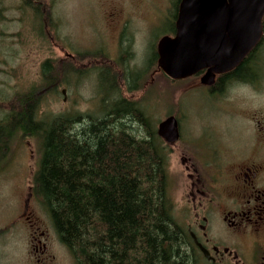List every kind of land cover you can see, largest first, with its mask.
I'll use <instances>...</instances> for the list:
<instances>
[{
    "label": "rangeland",
    "instance_id": "rangeland-1",
    "mask_svg": "<svg viewBox=\"0 0 264 264\" xmlns=\"http://www.w3.org/2000/svg\"><path fill=\"white\" fill-rule=\"evenodd\" d=\"M175 4L176 0H41L40 19H35L20 8L18 0H0V102L38 86L41 66L51 60L56 68L69 63L71 72H67L63 87L46 97L40 115L45 119L72 114L98 116L99 73L103 68L112 69L117 73L119 96L137 103L152 130L156 132L168 117L180 119L182 138L166 145L171 151L167 164L175 213L191 224V172L180 165L181 154L190 157L188 144H192V153L197 154L198 149L200 163L194 178L197 174L204 195H210L208 199L214 203L217 184L209 169L213 154L226 162L234 153L246 152L252 146L246 121L254 117L264 122V42L259 51L263 67L258 92L236 86L220 101L203 98L194 84H172L150 64L158 41L171 30ZM130 73L138 78L136 84H130L131 90L126 86ZM108 84H104L105 91ZM4 117L0 111V121ZM132 128L142 135L137 126ZM15 138L7 150L0 148V264H33L35 260L40 264H74L58 242L48 215L29 192L38 160L37 144L18 134ZM226 189L225 185L220 187L222 193ZM209 230L217 240L226 236L215 217Z\"/></svg>",
    "mask_w": 264,
    "mask_h": 264
},
{
    "label": "trees",
    "instance_id": "trees-1",
    "mask_svg": "<svg viewBox=\"0 0 264 264\" xmlns=\"http://www.w3.org/2000/svg\"><path fill=\"white\" fill-rule=\"evenodd\" d=\"M18 1L40 19L41 0ZM156 59L153 51L150 64ZM55 63L42 64L38 86L0 102L5 113L0 148L7 150L17 134L35 140L38 160L29 192L48 215L58 242L74 264L199 263L184 219L175 213L166 149L137 103L119 96L117 73L110 68L99 73L98 116L45 119L40 112L46 97L55 95L71 72L69 63L58 68ZM133 75L126 77L130 90L138 79Z\"/></svg>",
    "mask_w": 264,
    "mask_h": 264
},
{
    "label": "flooded vegetation",
    "instance_id": "flooded-vegetation-1",
    "mask_svg": "<svg viewBox=\"0 0 264 264\" xmlns=\"http://www.w3.org/2000/svg\"><path fill=\"white\" fill-rule=\"evenodd\" d=\"M175 33L174 21L167 36L173 38ZM263 42L264 26L262 39L258 46L235 70L215 75L211 85L203 84L202 80L206 70L175 83L195 85L198 88L195 91L200 92L203 98H215L218 101L230 87L240 86L255 93L262 81L263 64L260 61L259 51ZM175 119L179 133V138L175 143H178L182 138L181 122L179 118ZM246 124L248 125L247 131L252 137V146L246 152L234 153L226 162L223 161L224 158L218 159V155L213 154V163L209 169L215 173L213 180L217 184L218 198L214 203L212 199H208L210 195H204V185L197 178V174L194 178L195 171H198L196 166L199 167L200 163L197 158L199 156L200 159L198 149L195 148L197 154L192 153V144H188L191 154L187 153V155L190 157L181 154L180 165L184 171L191 172L188 175L191 199L189 204H191L194 220L191 224L186 222L185 227L200 258L197 264H264V122L252 117L248 118ZM204 127L209 129L208 126ZM159 139L169 158L171 151L166 145L175 143L167 144L161 138ZM223 185L227 187L224 193L220 190ZM213 217L224 226L226 236L221 240L210 235L209 224ZM197 244L207 252V257L203 255ZM35 251H38V248ZM52 262L47 263L53 264ZM40 263V260H35L33 264Z\"/></svg>",
    "mask_w": 264,
    "mask_h": 264
},
{
    "label": "water",
    "instance_id": "water-1",
    "mask_svg": "<svg viewBox=\"0 0 264 264\" xmlns=\"http://www.w3.org/2000/svg\"><path fill=\"white\" fill-rule=\"evenodd\" d=\"M263 19L264 0H180L175 36H164L156 45L157 69L173 82L206 70L202 81L211 85L215 75L235 70L258 46ZM61 94L65 97V90ZM157 136L175 143L176 119L171 116L161 122Z\"/></svg>",
    "mask_w": 264,
    "mask_h": 264
}]
</instances>
